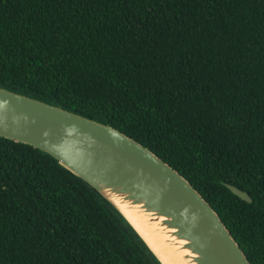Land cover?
Here are the masks:
<instances>
[{
    "label": "trees",
    "instance_id": "trees-1",
    "mask_svg": "<svg viewBox=\"0 0 264 264\" xmlns=\"http://www.w3.org/2000/svg\"><path fill=\"white\" fill-rule=\"evenodd\" d=\"M0 86L152 149L264 264V0H0ZM0 264L160 263L90 184L0 136Z\"/></svg>",
    "mask_w": 264,
    "mask_h": 264
},
{
    "label": "water",
    "instance_id": "water-1",
    "mask_svg": "<svg viewBox=\"0 0 264 264\" xmlns=\"http://www.w3.org/2000/svg\"><path fill=\"white\" fill-rule=\"evenodd\" d=\"M0 136L50 154L90 184L166 264L126 213L157 223L188 264H252L219 213L177 169L125 132L38 96L0 86ZM236 195H251L227 184ZM147 225V224H146ZM149 226V225H148ZM163 244V243H162Z\"/></svg>",
    "mask_w": 264,
    "mask_h": 264
},
{
    "label": "bare ground",
    "instance_id": "bare-ground-1",
    "mask_svg": "<svg viewBox=\"0 0 264 264\" xmlns=\"http://www.w3.org/2000/svg\"><path fill=\"white\" fill-rule=\"evenodd\" d=\"M126 213L137 224L140 231L148 239L166 264H188V260L183 258L184 255L187 254V251H179V245L172 244V242L169 241L172 240L169 235L162 232L153 234V231L159 229L157 223L151 225L148 224L150 218L145 215H137L136 210H126Z\"/></svg>",
    "mask_w": 264,
    "mask_h": 264
}]
</instances>
